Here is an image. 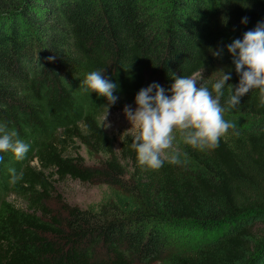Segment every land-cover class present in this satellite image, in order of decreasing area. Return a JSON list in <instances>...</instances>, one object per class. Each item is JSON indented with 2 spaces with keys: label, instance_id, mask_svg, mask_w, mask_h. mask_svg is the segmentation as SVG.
I'll return each instance as SVG.
<instances>
[{
  "label": "trees",
  "instance_id": "trees-1",
  "mask_svg": "<svg viewBox=\"0 0 264 264\" xmlns=\"http://www.w3.org/2000/svg\"><path fill=\"white\" fill-rule=\"evenodd\" d=\"M262 21L264 0H0V125L30 146L23 160L0 153V264H264L259 89L228 109L227 85L234 91L240 76L224 71V118L239 135L229 130L211 151L180 142L186 161L152 170L138 162L135 135L114 150L98 124L108 102L83 84L104 71L117 101L135 107L141 89L157 83L170 96L179 76L208 73L211 90L212 52ZM72 140L95 166L64 154ZM52 177L109 194L85 209L51 208Z\"/></svg>",
  "mask_w": 264,
  "mask_h": 264
},
{
  "label": "clouds",
  "instance_id": "clouds-1",
  "mask_svg": "<svg viewBox=\"0 0 264 264\" xmlns=\"http://www.w3.org/2000/svg\"><path fill=\"white\" fill-rule=\"evenodd\" d=\"M241 23L246 24L247 17ZM227 51L240 76L234 91L233 85H227L230 91L226 101L228 109L239 106L241 98L253 89H259L261 103L264 104V21L245 32L242 40L236 39L227 45ZM212 55L222 58V50H215ZM103 72L91 71L83 84L86 90L104 97L110 107L118 99L113 95L117 85L109 82ZM219 72L220 79L212 85L211 90L202 83V74L179 76L174 78L170 96L165 94L162 86L153 83L137 93L135 111L131 106H125L124 114L132 128L136 129L132 148L141 166L159 170L165 162L181 164L182 156L186 161L187 153L181 152L180 142L199 151H211L219 146L222 138L227 137L229 130L239 135L235 131L236 123L225 120V108L221 105L223 90L231 79V72ZM16 136L15 131L8 132L5 126L0 125V153L10 151L17 160H23L30 146L23 140L14 139ZM9 172L12 182H15L19 178L16 170L10 168Z\"/></svg>",
  "mask_w": 264,
  "mask_h": 264
},
{
  "label": "rangeland",
  "instance_id": "rangeland-1",
  "mask_svg": "<svg viewBox=\"0 0 264 264\" xmlns=\"http://www.w3.org/2000/svg\"><path fill=\"white\" fill-rule=\"evenodd\" d=\"M231 43V41H226L218 45L217 50H222V58H219L220 62L213 70L215 72H211V77H213L216 73H219L220 70H235L232 56L227 51V45ZM199 74H202L203 78L210 76V74L205 72H199L194 75ZM125 106H131L133 111L136 109L135 106L129 105L124 101H117L110 107L107 105L98 117L99 127L101 131L111 139L112 143H114L115 151L117 150V143L122 136H133L136 134V129L132 128V124L124 114ZM62 146L66 156L80 157L82 162L87 166H95L98 162L97 159L93 158L91 155H88L85 149L75 140H72V142H68L66 145ZM51 179L53 195L49 203L51 208H55L57 204L59 205V203H64L69 206L85 209L90 206H96L104 199V197H107L109 194L107 187L99 182L79 183L67 178L60 180L58 178L52 177ZM6 200L13 202L18 207L22 208L24 206L22 200L12 194L8 195ZM188 243L190 244V242H187L186 244L182 243L177 245V249L174 251H178V249L180 250V248L188 245Z\"/></svg>",
  "mask_w": 264,
  "mask_h": 264
}]
</instances>
